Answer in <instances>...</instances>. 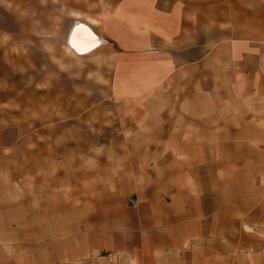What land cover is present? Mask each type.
<instances>
[{"label": "rangeland", "instance_id": "obj_1", "mask_svg": "<svg viewBox=\"0 0 264 264\" xmlns=\"http://www.w3.org/2000/svg\"><path fill=\"white\" fill-rule=\"evenodd\" d=\"M214 2L217 39L260 37L264 0H204L206 34L218 30ZM255 66L241 77L264 104V63ZM7 67L0 47V264H264L263 106L240 112L250 97L226 89L204 98L194 79L171 81L153 100H114L108 85L78 95L68 73L38 80ZM154 101L162 140L182 130L164 123L181 117L173 104L199 102L212 119L211 104L231 103L237 126H221L215 143L207 133L204 143L158 142ZM198 151L205 157L191 159ZM169 249L182 254L170 259Z\"/></svg>", "mask_w": 264, "mask_h": 264}, {"label": "crops", "instance_id": "obj_2", "mask_svg": "<svg viewBox=\"0 0 264 264\" xmlns=\"http://www.w3.org/2000/svg\"><path fill=\"white\" fill-rule=\"evenodd\" d=\"M212 14L218 30L206 34L204 0H0V47L5 50L10 74L15 70L21 72V77H27L31 71L35 79L41 80L57 79L60 74L68 73L74 79V94L95 92L82 89L83 86L108 85L114 100L143 97L153 100L163 94L171 81L194 79L197 94L204 98L213 95L218 99L226 89L229 96L250 97L251 102L239 107L240 112H257L264 107L257 98L259 85L253 87V82L241 75L246 70L259 69L255 64L264 63V19L260 37L246 30L244 38L222 42L217 39L221 36L220 3L214 2ZM77 24L87 25L103 43L89 52L73 49L69 38ZM223 55L229 64L222 61ZM210 67L212 73L208 74L206 69ZM206 76L212 80L209 92L204 91ZM154 104V108H149L155 119L154 123L150 122V127H155L151 137L158 142L204 143L202 137L207 133L212 137L207 141L215 143L220 141L217 137L221 126H237L238 116L233 113L237 107L231 103L211 104L206 110L212 111V119L204 117V104L199 102L173 104L170 108L181 111L178 115L181 117L176 116L170 122L166 119L164 123L166 127L182 130L173 131L162 140L161 121L157 119L162 109L157 108L156 101ZM166 107L169 111V106ZM223 107L222 111H228V115L222 122L219 112ZM248 119L245 116L242 121ZM185 128L188 135L184 134ZM166 154L172 155L174 167L184 165L180 151ZM204 157L203 151L190 156L196 160ZM155 158L156 166L159 156ZM171 249L165 253L170 259L182 254Z\"/></svg>", "mask_w": 264, "mask_h": 264}, {"label": "bare ground", "instance_id": "obj_3", "mask_svg": "<svg viewBox=\"0 0 264 264\" xmlns=\"http://www.w3.org/2000/svg\"><path fill=\"white\" fill-rule=\"evenodd\" d=\"M70 34L71 35L69 38V43L73 47V49H75L78 52H83V51L89 52L93 49H96L98 46H100L103 43L102 39L99 38L85 24H77L73 28Z\"/></svg>", "mask_w": 264, "mask_h": 264}]
</instances>
